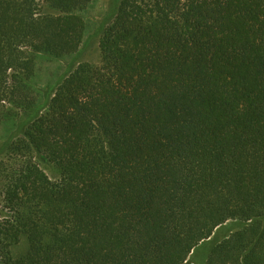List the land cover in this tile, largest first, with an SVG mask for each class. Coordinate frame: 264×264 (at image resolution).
<instances>
[{"label": "trees", "instance_id": "obj_1", "mask_svg": "<svg viewBox=\"0 0 264 264\" xmlns=\"http://www.w3.org/2000/svg\"><path fill=\"white\" fill-rule=\"evenodd\" d=\"M114 1L45 92L92 0H0V264H264V0Z\"/></svg>", "mask_w": 264, "mask_h": 264}, {"label": "rangeland", "instance_id": "obj_2", "mask_svg": "<svg viewBox=\"0 0 264 264\" xmlns=\"http://www.w3.org/2000/svg\"><path fill=\"white\" fill-rule=\"evenodd\" d=\"M114 0H92L90 5L83 11L78 12V16L85 23V35L83 43L80 46L78 52L71 57L64 59H48L44 56H37L35 60V70L31 77V83L39 89L47 92L49 87L57 84L62 77L66 75L68 70L73 69L81 63H90L97 65L99 63V34L98 29L102 25L105 17L110 14L114 9ZM73 57V58H72ZM25 116L18 115L15 120L10 123L0 125V149L7 137L15 131V123H21L25 120ZM8 159V157H7ZM45 173L51 180L57 178L55 171L45 169ZM4 178L0 176V219L4 218L7 213L3 209V190ZM237 230L236 226L232 222H228L219 231L215 232L207 242H211L209 245H199L200 248L197 255L194 257L195 263L202 264L211 250V246L221 241L223 238L229 236ZM215 236V237H214ZM216 241L215 243H212ZM26 251V243L22 240L17 246L12 249V256L14 258L23 254Z\"/></svg>", "mask_w": 264, "mask_h": 264}]
</instances>
